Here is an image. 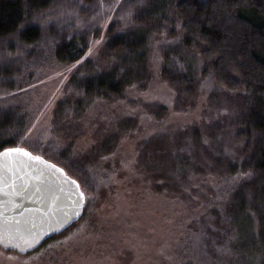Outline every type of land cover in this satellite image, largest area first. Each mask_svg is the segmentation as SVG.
Masks as SVG:
<instances>
[{
	"label": "trees",
	"instance_id": "obj_1",
	"mask_svg": "<svg viewBox=\"0 0 264 264\" xmlns=\"http://www.w3.org/2000/svg\"><path fill=\"white\" fill-rule=\"evenodd\" d=\"M129 10L131 24L121 19ZM41 14L54 19L45 27ZM101 33L99 57L73 69L66 84L71 98H62L60 108L73 115L94 101L144 98L155 116L164 118V131L149 133L122 160L150 177L175 208L180 204L186 212H198L193 228L183 229L177 264H261L264 0H0V145L25 147L65 168L89 197L85 211L96 195L112 191L114 167L101 164L102 156L80 159L74 140L67 141L65 124L30 135L22 100L41 81L47 63L76 64ZM161 33L170 43L156 45L163 58L157 65L153 45ZM155 77L160 84L153 94ZM206 81L215 86L202 88ZM224 107L233 115H218ZM249 170L253 175L239 185L230 189L225 183L237 171ZM89 213L35 250L0 249L34 255L51 242L79 234ZM229 236L234 240L226 254L221 246Z\"/></svg>",
	"mask_w": 264,
	"mask_h": 264
},
{
	"label": "rangeland",
	"instance_id": "obj_2",
	"mask_svg": "<svg viewBox=\"0 0 264 264\" xmlns=\"http://www.w3.org/2000/svg\"><path fill=\"white\" fill-rule=\"evenodd\" d=\"M96 40L101 38L93 39ZM99 45L88 58L99 57ZM72 66L47 63L48 70L40 74L41 81L24 96L30 135L53 124H65L67 141L74 140L80 159L111 158L100 162L114 167L115 185L111 192L94 196V203L87 211L84 209L90 213L79 234L68 236L63 243L61 239L51 242L47 249L34 255L0 249V264H177L183 248V229L193 228L198 212H186L180 204L175 208L176 202L162 194L158 186L154 189L150 177L144 178L140 168L135 164L125 166L122 160L130 151L136 152L149 133L162 128L164 118L155 116L156 109L144 98L99 100L82 113H67V107L60 108V101L71 98L66 84L75 68ZM155 81L150 88L153 94L160 84L156 77ZM148 105L152 111H147ZM197 114L196 108L194 116Z\"/></svg>",
	"mask_w": 264,
	"mask_h": 264
},
{
	"label": "water",
	"instance_id": "obj_3",
	"mask_svg": "<svg viewBox=\"0 0 264 264\" xmlns=\"http://www.w3.org/2000/svg\"><path fill=\"white\" fill-rule=\"evenodd\" d=\"M44 160L54 163L46 158ZM43 167L24 156L0 160V188L4 189V192H0V234L4 236L0 240V247L4 250H13L19 254L35 250L83 214L86 201L78 209L64 195L59 197L58 203L51 202L50 180L47 177L41 181L33 178L38 175L37 169ZM5 184L9 187L5 188ZM76 211L80 213L78 216L73 215ZM33 239L35 242L32 246H26L25 241L31 243Z\"/></svg>",
	"mask_w": 264,
	"mask_h": 264
},
{
	"label": "snow or ice",
	"instance_id": "obj_4",
	"mask_svg": "<svg viewBox=\"0 0 264 264\" xmlns=\"http://www.w3.org/2000/svg\"><path fill=\"white\" fill-rule=\"evenodd\" d=\"M119 2V0H117ZM139 3H143L144 0H138ZM133 12L129 10V12L126 13L125 17H121V19H127L128 23H133L132 21ZM39 21L42 23L43 26H47L54 18L49 16L47 19L44 18V14H41V16L38 18ZM111 19V18H110ZM20 27H23L21 25ZM179 27V25H177ZM155 35V34H154ZM101 40H103V37H101ZM101 43L100 40H96L93 42V45L89 47L88 52L84 54L83 57H81L80 60L76 61V64H80L83 60L87 59L88 57L92 56L94 54L95 46L99 45ZM170 42L167 41L165 35L163 33L160 34V38L156 39L155 44L153 45V54H152V61L154 64H159L162 61V57L159 55V49L156 47V45H159L160 47H163L166 44H169ZM22 47H30L28 45H21ZM72 67H75L73 65ZM101 67H104L102 65ZM211 75V74H210ZM214 84H209L207 81L205 83H202L201 87H214ZM133 88L136 87V85H132ZM222 91H227L225 88H221ZM218 115H227L231 116L233 115L232 112L228 110L227 107H224L220 110H218ZM144 119V118H142ZM150 119V118H148ZM31 131V129L29 130ZM153 131H164L163 128L161 129H154ZM203 143L205 145L209 144L210 141L208 139H204ZM2 147V145H0ZM183 150V149H182ZM225 151H228L226 148ZM115 155V153L111 154ZM16 156H24L27 157L29 161H36L40 164H42L44 167L42 169H37L38 175L33 177L37 181H41L47 177L50 180V187H49V194L51 196V202L53 204H56L59 202V197L61 195L66 196L72 204L78 209L81 208L85 201L89 199L88 196H86L85 192L81 190V184L77 179H73L72 176H70L63 167H58L54 163H50L40 155H34L33 152L28 151L27 149L20 147L19 145L13 146V147H2V150H0V160H8L10 158L16 157ZM109 156L102 157L103 160L109 159ZM134 163V161L132 162ZM253 175V173L249 171H237L236 175L229 176L225 178V183L229 185V188L235 187L239 185L242 181L250 178ZM9 187V185L5 184V188ZM0 192H4L3 188H0ZM5 195H8V193H4ZM15 195H20L19 192H14ZM222 197H218L220 199ZM80 213L78 211L74 212L73 215L78 216ZM71 218V217H70ZM209 227H212L211 225ZM19 231V229H17ZM4 239V236L0 234V240ZM234 240L233 236H229L227 240L225 241V244L222 247V250L226 254H231V242ZM35 240L33 239L32 242L25 241L26 246L31 247L32 243H34ZM19 247V245H16ZM261 264H264V258L261 259Z\"/></svg>",
	"mask_w": 264,
	"mask_h": 264
}]
</instances>
